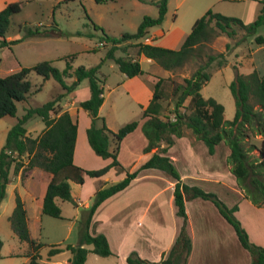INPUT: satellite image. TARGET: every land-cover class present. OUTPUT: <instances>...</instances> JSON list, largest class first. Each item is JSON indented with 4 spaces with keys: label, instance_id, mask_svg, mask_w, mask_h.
I'll use <instances>...</instances> for the list:
<instances>
[{
    "label": "trees",
    "instance_id": "16d2710c",
    "mask_svg": "<svg viewBox=\"0 0 264 264\" xmlns=\"http://www.w3.org/2000/svg\"><path fill=\"white\" fill-rule=\"evenodd\" d=\"M96 3H105L111 0H94ZM261 8L256 19L245 24L241 19L225 16L211 10L207 11L192 25L191 32L178 50H172L149 43H135L136 55L144 56L155 61L163 69L173 71L182 68L192 57L200 56L203 47L219 35L233 37L238 29L245 32L243 39L254 37L258 46L264 45V36L258 34L264 30V0H258ZM168 0H158L156 17L145 16L135 33H124L120 38L107 37L112 46L97 65L86 68L77 67L69 72L70 65L63 71L58 70L50 61H43L32 67H22L3 77H0V119L6 116H17V103H25L31 94L32 84L29 75L32 71L42 76L43 79L53 78L64 92L56 98L42 105L25 108V113L17 117V122L8 130L4 146L0 150V204L6 196V187L10 182L12 165L18 158L28 157V169H40L49 175V180L42 200L41 213L50 217L60 218L61 209L56 199L71 200V182L83 184L85 176L100 177L110 168L125 172V176L113 183H109L94 193L91 205L83 214L78 229V243L65 246L52 245L47 252L48 257H53L63 251H69L70 264H86L88 250L85 245H91V252L101 257L113 255L107 238L104 234L91 231L92 217L98 206L115 193L126 188L129 183L145 169H159L170 176L175 184L173 189L174 204L177 215L182 218V225L172 247L164 253L157 262L141 258L135 251L126 257L128 264H186L192 249V242L187 231V215L185 202L200 198L212 202L220 215L233 227L241 246L250 256V264H264V247H260L249 240L246 230L237 219L235 213L238 206L229 207L214 192L205 191L195 185H188L182 181L171 159L166 155L168 149L174 144L176 138L188 136L185 130H190L197 139L202 140L207 146L209 154H214L216 146L224 142L230 149L227 157L230 172L235 176L238 186L244 192V198L249 199L254 205L264 203V76L257 70L248 74H237L229 87L235 100L236 111L231 121H225L224 107L213 98H204L200 90L210 79L207 70L213 62L219 67L225 66L227 60L223 53L209 54L204 64L192 73L184 83L176 84L172 90L174 101L173 112L166 113V96L161 88L162 80L159 79L154 86L151 98L142 107L141 125L146 138L143 153L152 155L136 170L130 172L118 160L121 141L132 133L139 125L138 120H133L120 127L116 132L110 131L105 123L97 126L100 119L98 113L104 102L100 68L107 59H112L119 70L127 77L133 78L143 73L140 63L132 57H116L115 51L123 42H130L145 37L151 27L162 24ZM20 10L19 2H11L0 10V48L10 46L19 40H7L6 32L11 16ZM246 40H240L235 45ZM132 45V44H130ZM127 47V46H126ZM227 50L231 49L226 44ZM74 80L68 84L65 78ZM89 85V97L79 101V106L85 110L92 119L91 126L87 129V139L96 155L111 162L96 170L83 169L73 162L76 143L77 124L68 111L61 109L60 101L76 89L83 81ZM186 100L188 101L185 104ZM256 106H258L256 108ZM185 108L188 111H182ZM33 117H39L45 128L42 133L33 138L26 135V123ZM259 134L261 137L257 138ZM110 135L114 148L110 150ZM245 137L247 140L245 142ZM259 139V145L254 143ZM248 146V148H247ZM258 150L255 158H250L249 152ZM21 162L15 166L18 169ZM11 229L18 240L27 245L25 256L27 264H42L40 248L44 245L33 239L27 223V212L24 202L16 196V203L9 217ZM2 241L0 240V258Z\"/></svg>",
    "mask_w": 264,
    "mask_h": 264
},
{
    "label": "rangeland",
    "instance_id": "374dc122",
    "mask_svg": "<svg viewBox=\"0 0 264 264\" xmlns=\"http://www.w3.org/2000/svg\"><path fill=\"white\" fill-rule=\"evenodd\" d=\"M156 1L158 0H111L96 3L94 0H0V10L11 2L20 3V10L11 16L6 32L7 40L19 41L0 48V77L43 61H50L60 71L65 70L68 65L71 66L69 72H73L79 66L93 67L104 59L107 50L112 46L106 36L111 39L120 38L124 33H135L145 16L158 15ZM260 8L261 3L258 0H168L167 11L161 25L151 27L145 37L121 43L114 53L116 57L137 59L142 74L129 78L119 70L112 59H107L102 64L99 76L102 79L104 102L99 109L100 119L97 121V126H101L104 122L110 131L116 132L126 123L138 120L141 127L144 119L140 104L148 101L159 79L162 80L161 88L166 96L164 101L166 113L171 115L174 108L172 90L176 84L184 83L199 65L205 63L209 54L218 53H223L227 62L223 67H219L216 61L210 65L207 70L211 77L202 86L200 93L204 98H213L222 104L224 120L231 121L235 115L236 105L229 87L230 83L237 74H248L254 69L260 76H264V45H256L254 37L243 39L245 32L242 29H238L236 35L231 38L219 35L203 47L200 56L192 57L182 68L173 71L163 69L155 61L144 56H137L133 44L151 40L153 45L178 50L191 32L194 21L207 11L236 17L243 23L249 24L256 19ZM258 34L264 36V30H260ZM240 40L246 41L236 46L235 44ZM226 44H230V50H227ZM29 80L32 84L31 94L25 103H17V116L0 119V150L5 144L8 130L17 122V117L25 113V108L42 105L64 92L61 85L53 78L43 79L34 71L30 73ZM73 80L74 77L65 78L68 84ZM89 93L88 81L83 80L76 89L66 93L60 105L63 111L71 114L77 124L75 162L80 164L87 161L88 167H98V164L87 158L88 149L97 156L87 141V129L91 126L92 119L79 106V101ZM187 102L186 100L185 104ZM181 110L188 111L185 108ZM25 127L26 135L35 138L42 133L45 125L39 117H33ZM185 133L191 138H196L190 130H185ZM137 134L134 133L132 140L129 137L124 142L120 158L118 157L126 167H130L135 162L133 170L146 159L142 153V145L145 144L146 139L143 135L139 138ZM256 137L261 136L257 134ZM111 139L110 135V149L113 145ZM246 140L247 137L245 142ZM259 142V139L254 140L256 145H259ZM258 154L256 149L249 152L250 158H255ZM27 161L28 157L25 155L12 165L10 183L6 188V196L0 204V240L3 244L1 255L4 256L0 258V264H27L26 258L21 256L26 252L27 245L20 242L13 233L9 217L15 207L16 196L22 199L31 215L35 197L41 196V192L46 190L44 183L37 184L32 192L30 188L28 190V182L31 181L30 176L35 169H28ZM19 162L22 166L16 169L15 166ZM44 176L46 175H43V178ZM80 187L81 184L71 182V200L58 199L61 209L60 218L46 215L44 220L50 223H43L37 229L32 228L36 241L44 244L40 248L39 261L42 264H60L62 259L71 257L69 251L48 257L47 252L52 245L65 246L78 243V229L86 211L83 196L79 195ZM89 189L88 181L83 191ZM93 199L94 196L89 200L90 204ZM235 215L240 221L236 213ZM85 247L88 250L92 249L91 245ZM86 264L116 263L110 257H101L89 251Z\"/></svg>",
    "mask_w": 264,
    "mask_h": 264
},
{
    "label": "crops",
    "instance_id": "0c3cea01",
    "mask_svg": "<svg viewBox=\"0 0 264 264\" xmlns=\"http://www.w3.org/2000/svg\"><path fill=\"white\" fill-rule=\"evenodd\" d=\"M145 43L152 44L151 40H146ZM151 96L152 93L150 98ZM88 97L89 94L83 100ZM71 103H74L73 99ZM146 103H142L140 106ZM134 133H138L139 138L140 135L145 138L138 125L121 141L119 158L124 142L129 137L131 139ZM146 143L147 141L142 145V150ZM76 148L77 135L73 162L83 169L96 170L111 162L110 158L94 156L88 149V160L94 161L98 167H88L87 161L76 163ZM113 148L114 143L110 150ZM152 153L153 151L143 153L146 156L145 161ZM229 153L230 149L224 142L216 146L214 154H209L207 146L202 140L183 136L175 139L166 155L171 159L183 182L198 186L205 191L214 192L229 207L237 205L236 214L250 241L264 247V203L256 206L249 199L244 198V192L238 186L235 176L230 172L227 163ZM120 163L125 165L122 160ZM135 164L134 162L130 167H124L132 172L136 170V168L133 170ZM34 169L35 171L30 176L31 181L28 182V190L30 188L32 192L37 184L43 183L46 189L49 175L40 169ZM43 175L46 176L43 178ZM124 176L125 172L117 171L114 168H110L106 174L100 177L85 176L79 192V195L83 196L85 209L91 205L89 200L97 189L107 185L110 181L117 182ZM88 181L90 189L84 192L83 188ZM174 184V180L163 171L145 169L140 171L126 188L107 198L98 206L92 217L91 231L106 236L113 253L108 257L113 259L116 264H128L126 257L132 251H135L143 259L157 262L164 253L170 250L182 225V218L177 215L174 204ZM44 193L45 190L41 192V196L35 197L31 215L25 206L27 223L33 239H36L32 233L33 227L37 229L43 223H50L48 220H44L46 215L41 213ZM56 203L59 205L58 199H56ZM78 204H80L79 201ZM185 210L187 231L192 242V249L186 264H250L249 252L241 246L233 227L220 215L212 202L200 198L189 200L185 202ZM21 256L25 257L28 262L25 253ZM69 259V257L62 259L60 264H70Z\"/></svg>",
    "mask_w": 264,
    "mask_h": 264
}]
</instances>
